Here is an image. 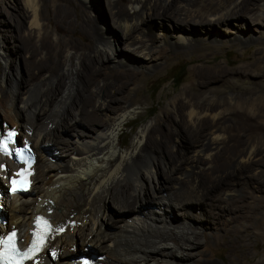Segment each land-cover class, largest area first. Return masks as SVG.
Here are the masks:
<instances>
[{"label":"bare ground","instance_id":"6f19581e","mask_svg":"<svg viewBox=\"0 0 264 264\" xmlns=\"http://www.w3.org/2000/svg\"><path fill=\"white\" fill-rule=\"evenodd\" d=\"M260 1L243 0L227 13L219 14L234 1L218 4L214 0H130L131 11H128L124 0H117L110 3L111 22L122 32L118 43L126 45L128 54L118 52L112 35L97 33L99 17L87 6H81L89 22L84 30L85 42L81 44L71 38L72 24L65 20L55 21L59 33L55 41L53 32L41 24L37 1L26 0L33 19L30 32L17 51L25 57L26 80L31 86L20 93L18 88L23 81L18 76L7 78V91L0 96V104L3 101L6 104L0 105V120L8 123L0 124V128L3 126L0 134L13 128L22 140L19 144L30 145L35 150L34 168L38 164L41 168L36 181L41 180L43 186L34 201L24 198L36 192L37 187L30 191L32 185L24 195L7 196L6 186L15 177L16 168L0 156V205L8 219L5 226L0 225V236L16 230L20 241L26 244L35 217L44 215L52 221L53 229L32 264H73L71 260L80 251L101 264H142V261L203 264L200 251L209 246L207 230L212 229V220L216 221V231L211 233L217 235L219 229L228 226L226 217L230 214L240 211L234 221L248 215L239 199L221 196L229 188L223 178L244 174L257 156V149L249 144L233 167L225 170V176L206 190L200 179L205 172L203 165L216 158L210 153L212 148L203 144L207 138L211 145L221 144V135L215 129L227 119L222 110L236 116L246 115L256 111V106L252 105V99H199L207 90L221 91L238 75L257 74L264 81V67L260 72L255 71L254 64L258 61L237 69L200 66L198 90L176 99L172 103L173 113L164 115L153 127L144 126L130 147L123 150L121 130L136 111L132 105L125 106L128 102L123 95L129 93V78L135 80L141 76L129 66H136L134 57L149 60L148 67L156 69L157 66L150 64L152 59L164 61L179 52H204L203 49L209 50L218 43H263L262 37L245 36L248 32L241 30L244 23L248 28L243 16L264 27V14H258L260 8L264 11ZM156 13L167 28L162 35L145 28ZM249 29H252L250 23ZM231 34L235 37L225 36ZM159 41L169 43L171 49L165 43L157 45ZM110 62L113 66H109ZM115 75L113 84L101 85ZM126 77L127 83L123 82ZM4 80L1 77L2 87ZM216 83L218 86L214 87ZM263 115L264 112L256 114ZM64 131H70L72 139L63 137ZM155 136L159 137L156 142ZM201 137L205 139L199 141ZM182 148L189 150L190 158L181 156ZM54 150L61 152L60 161L55 163L49 158ZM166 150L179 161L173 168L159 157ZM161 164L169 179L175 181H172L173 191L164 197L163 187H155V198L150 199L146 180L156 179L162 184ZM173 173L179 177H172ZM258 184L264 192L263 183L259 180ZM109 203L118 209L119 221H113L107 213ZM174 205L185 208L186 222L182 226L168 219L167 213ZM108 225L115 227L113 233L106 231Z\"/></svg>","mask_w":264,"mask_h":264},{"label":"rangeland","instance_id":"374dc122","mask_svg":"<svg viewBox=\"0 0 264 264\" xmlns=\"http://www.w3.org/2000/svg\"><path fill=\"white\" fill-rule=\"evenodd\" d=\"M36 1L40 11L41 24L53 32L54 40L57 39L59 34L55 27V21L65 20L72 24V30L70 33L71 38L77 43L82 44L85 42L84 30L89 25L87 15L83 13V9L81 8L82 5H85L92 11L93 15L99 17L95 27L97 33L99 35H106L107 33L108 36L112 35L111 39L114 41L118 52L130 54L127 52L126 45L124 43H118L119 36L122 35V32L114 28L111 22L112 8H110V3H115L117 0ZM88 1L89 3L87 4ZM183 1L185 0H181V2ZM214 1L215 3L220 4L228 0ZM233 1V4L229 5L226 10L219 12V14L227 13L243 0ZM123 5L127 7L128 11H131L130 0H124ZM183 5L184 4L181 6ZM259 5H261V7L264 6V0H261ZM258 14L263 15L264 11L260 8ZM159 17V14L156 13L147 21L145 28H147L148 32L155 35H162L167 31L162 19ZM32 19L33 18L27 7L26 0H0V96L5 94V91H7V78L9 79L13 76H18V78L23 81V85L18 88V92L23 93L26 91V88L31 86V82L26 80L28 77L27 62L22 52L17 51V46L21 45L22 40L26 38V34L30 32L29 24ZM242 19L248 21V28L245 23L243 24V21H239V23L244 26V29H241L242 32H248L245 36L249 34L254 38L262 37L263 43H260L259 41H253L249 44L218 43L217 45L212 46L209 50L203 49L204 52H179L164 61L158 60L157 58L152 59L150 64L157 66L156 69L148 67L147 64L149 60L142 58L145 60L143 61L139 57H134L133 62L136 66H129V68L139 71L141 76L135 80L129 78V93H127V95H123L126 97L128 102L125 106L132 105L136 109L135 114L131 116L132 118L130 117L121 130L123 150H127L130 147L131 142L144 126L149 125L150 127H153L156 125L157 120L163 118L164 115L170 112L173 113L172 103L176 99H183L186 97V93H193L198 90V68L200 66H222L228 69H237L243 67L245 64L252 62L256 63L258 61L254 64L253 69L257 72L261 71V67H264V27L257 24L255 25L247 17L243 16ZM249 23L252 25V29H249ZM17 27H19V30ZM204 34L207 35L205 32ZM225 36L228 39H231V37H235V34ZM164 43V41H159L157 45ZM165 44L171 49V45L169 43ZM19 54L21 56H19ZM136 58L142 60L141 63L139 62L138 64L137 61L139 60ZM111 62L108 63L110 64L109 66H113L111 65ZM175 72H181L184 75L182 83L178 88H175L172 82L169 81V78ZM1 77H5L6 80V82L4 80L5 86L3 85V87L1 85ZM115 78L116 75L107 78V80L102 82L103 84L101 83V85L104 86L105 83H107L109 86L113 84ZM123 82L127 83L128 78H124ZM263 85L264 81L262 76L257 74H251L248 76L238 75L235 76L233 82L222 88L221 91L207 90L199 99L200 101L207 99L220 101L225 99H232L234 101L252 99V105L256 106V111L252 110L246 115L236 116L230 112H226L224 110L221 111L227 115V119H224V121L222 120V122H220L215 129L221 135V144L211 145L205 135L207 139L203 145L205 147L210 146L213 150H211L210 153L213 158H216L214 161H208L203 165L205 172L200 179H203L206 190L212 187L213 184L218 183L222 176H225V170L229 171L233 167L236 161H238L240 152L249 144H253L255 146L257 149V156L254 162L249 165L250 169L245 171L244 174L240 175V173H234L236 174L235 176H225L223 178L229 188H225L226 191L221 192V196L223 198L235 197L234 199H239L241 202L239 204H241L242 207L244 206L248 215L244 219L240 218L239 220L234 221L236 216H240V211L237 214H230L226 217L228 226L223 227L222 230L219 229L218 232H216L217 235H213L211 233L212 231H216V221L214 219L212 220V223H210V225H212V229L207 230L209 246L207 248H202L200 251L202 252V258L204 259L203 264H264V192L260 191L258 188L259 180L264 186V115L256 116L259 112H264ZM213 86L217 87L218 84L216 83ZM159 87L160 89L157 90ZM242 89H252L253 91L251 93H244ZM2 104L0 105L5 107V101H3ZM1 106L0 111L2 109ZM151 113H154V115L148 118ZM3 123L8 122L3 119L0 120V124ZM9 126L12 125L9 124ZM1 127L2 128H0V130L3 129V126ZM62 136L72 139L70 131H64ZM157 138L159 137L155 136L153 141H157ZM125 139L126 142L124 143ZM204 139V137H201L199 138V141ZM18 140V143L22 142V140L20 141V138H18ZM193 142H195V139ZM182 149L184 151L181 156L190 158L189 150L186 148ZM258 152L261 154L258 155ZM159 157L165 161L168 167L173 168L174 165L179 164V161L172 158L169 150H166L164 154L159 155ZM49 158L53 163L60 161L61 152L59 150H54ZM160 172V180L162 181V184H159V180L156 179L153 181L146 180L145 186L147 196L150 199L155 198L154 196L157 192L155 187H163L165 191L163 193L164 197L167 193L173 191L174 184L172 181L174 180L171 181L169 179L168 173L165 171L163 164H161ZM39 173H41V168L38 164L34 168V174L32 175V187L30 189L31 191L33 187H37L35 189L36 192L28 193L29 196L26 195L24 198L32 201L35 200L37 191H40L43 186V182L41 180L40 182L36 181L37 177L40 175ZM171 176L174 178L179 177L176 173H173ZM257 177L259 180H257ZM219 193L217 192L210 195H216ZM178 207H181V205L172 206V209L167 213V215L170 222L177 224V226H182L186 222L185 208ZM106 211L109 216H111L113 221H119L120 213L113 205L109 203V209ZM137 213L140 212H136V214ZM1 214L5 217L4 211ZM133 217L131 212V222ZM231 217H233V219H231ZM6 220L8 221L7 218ZM173 229L170 230L173 231ZM107 230L108 233H113L115 231V227L108 225L106 231ZM81 247L82 246H80V248ZM96 251L100 256V251ZM83 252L84 251H80L77 255ZM141 263L145 264L146 262L142 261Z\"/></svg>","mask_w":264,"mask_h":264},{"label":"trees","instance_id":"16d2710c","mask_svg":"<svg viewBox=\"0 0 264 264\" xmlns=\"http://www.w3.org/2000/svg\"><path fill=\"white\" fill-rule=\"evenodd\" d=\"M183 73L181 72H175L173 73V75L169 78V81L172 82V84L174 85L175 88H178L181 83H182V78H183ZM161 87V86H160ZM160 87L157 89L159 90ZM154 115V113H151L148 118L152 117Z\"/></svg>","mask_w":264,"mask_h":264},{"label":"clouds","instance_id":"9594fccd","mask_svg":"<svg viewBox=\"0 0 264 264\" xmlns=\"http://www.w3.org/2000/svg\"><path fill=\"white\" fill-rule=\"evenodd\" d=\"M11 129V128H10ZM19 135V134H18ZM16 141H17V143H18V137H17V139H16ZM19 144V143H18ZM31 147V146H30ZM31 149L33 150V152H34V154H35V150L31 147ZM35 159H36V156H35ZM36 164V163H35ZM35 166V165H34ZM34 168V167H33ZM34 170V169H33ZM31 180H32V178H31ZM17 196H21V195H17ZM2 213V212H1ZM2 215V214H1ZM5 218V217H4ZM6 219V218H5ZM94 251H91V253H93ZM79 255H81V254H78L77 256H79ZM86 255H90V254H86ZM76 257V256H75Z\"/></svg>","mask_w":264,"mask_h":264},{"label":"snow or ice","instance_id":"6c2138e0","mask_svg":"<svg viewBox=\"0 0 264 264\" xmlns=\"http://www.w3.org/2000/svg\"><path fill=\"white\" fill-rule=\"evenodd\" d=\"M29 251H31V250H29ZM23 255L27 256V255H29V253L26 252V253H24Z\"/></svg>","mask_w":264,"mask_h":264}]
</instances>
